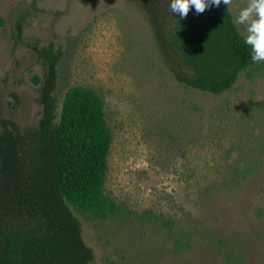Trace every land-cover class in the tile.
Returning <instances> with one entry per match:
<instances>
[{
  "label": "rangeland",
  "instance_id": "1",
  "mask_svg": "<svg viewBox=\"0 0 264 264\" xmlns=\"http://www.w3.org/2000/svg\"><path fill=\"white\" fill-rule=\"evenodd\" d=\"M247 2L233 0L234 19ZM33 42L63 51L58 107L92 87L112 130L105 190L126 212L73 208L90 264H264V63L213 95L157 60L137 0H0V131L2 118L37 124Z\"/></svg>",
  "mask_w": 264,
  "mask_h": 264
},
{
  "label": "trees",
  "instance_id": "2",
  "mask_svg": "<svg viewBox=\"0 0 264 264\" xmlns=\"http://www.w3.org/2000/svg\"><path fill=\"white\" fill-rule=\"evenodd\" d=\"M148 23L157 60L183 87L218 95L239 76L259 67L243 44L231 8L221 5L187 17L171 13L170 0H137ZM23 35L16 22L15 40ZM30 47L42 66L36 126L1 119L0 264H90L73 208L92 219L126 210L105 190L113 134L105 103L89 86L69 87L58 107L55 96L63 51L53 42ZM16 106L18 97L9 94Z\"/></svg>",
  "mask_w": 264,
  "mask_h": 264
},
{
  "label": "clouds",
  "instance_id": "3",
  "mask_svg": "<svg viewBox=\"0 0 264 264\" xmlns=\"http://www.w3.org/2000/svg\"><path fill=\"white\" fill-rule=\"evenodd\" d=\"M233 7V0H170L171 13L179 17H187L190 8L196 14L203 13L213 7L219 9ZM234 24L238 26L243 44L250 49L252 63H264V0H248L245 7L239 8Z\"/></svg>",
  "mask_w": 264,
  "mask_h": 264
}]
</instances>
